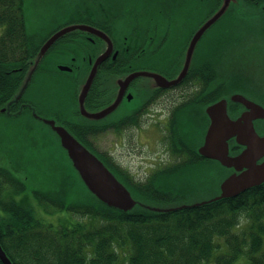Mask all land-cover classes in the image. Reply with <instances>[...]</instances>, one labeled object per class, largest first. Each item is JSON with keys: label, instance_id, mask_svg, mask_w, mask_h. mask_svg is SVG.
Instances as JSON below:
<instances>
[{"label": "trees", "instance_id": "16d2710c", "mask_svg": "<svg viewBox=\"0 0 264 264\" xmlns=\"http://www.w3.org/2000/svg\"><path fill=\"white\" fill-rule=\"evenodd\" d=\"M240 1L241 5L232 6L226 17H233L235 9L240 6L248 11L264 12V0ZM221 2L196 0V28L219 8ZM0 26L3 27L0 36L2 106L18 91L30 61L36 57L46 37L28 31L25 0H0ZM216 39L223 47L229 43L225 32L218 34ZM207 45L203 41L199 45L198 59L207 54ZM220 47L217 46L213 54L219 55ZM224 58L222 56V61ZM213 64L211 69L203 68L207 75L197 78L198 121L205 125L204 129L209 119L206 106L226 95L214 90L219 73L218 67ZM35 78L31 79L25 97L36 86ZM42 83L35 92L39 98L45 97L55 88V80L51 82L45 78ZM235 85L228 77V86L232 91L236 90ZM240 86L244 88L242 83ZM253 87L255 85L250 89L253 90ZM259 100L264 102V92L260 94ZM260 123L264 131V120ZM68 128L79 140L86 142L77 128ZM169 134L173 136L169 138L173 152L178 156L185 153L187 157L174 167L167 168L168 171L155 176L149 185L134 184L106 156L98 154L127 184L136 198L154 203L177 201L191 193L184 184L190 181L193 171L203 173L207 167L201 164L203 157L197 151L195 135L188 123L179 127L170 124ZM70 166L72 172L65 178L68 201L60 202L62 205L58 207L74 213L79 220L59 225L61 227L45 224L40 219L15 222L16 236L13 238L11 234L12 239H5V243L12 242V247L22 253L17 255L10 251L15 264H117L121 250L128 252V264H235L241 257L245 258L246 264H264V183L238 196L198 207L155 212L136 206L130 211H123L103 203L86 188L85 195L72 197L69 189L78 187L73 177L84 184L77 171ZM37 194L40 195L39 192ZM55 203L51 204L56 207ZM9 231H12V227ZM5 246L8 248L7 244ZM0 264H3L1 259Z\"/></svg>", "mask_w": 264, "mask_h": 264}, {"label": "flooded vegetation", "instance_id": "af4514ba", "mask_svg": "<svg viewBox=\"0 0 264 264\" xmlns=\"http://www.w3.org/2000/svg\"><path fill=\"white\" fill-rule=\"evenodd\" d=\"M93 5L92 8H77L74 12H54L45 17L44 24L48 26L50 20L51 26L46 33L39 34L46 37L41 47L56 32L74 24L97 28L109 40L85 29H75L60 36L43 55L34 71L36 86L31 94L26 97L24 95L10 110L0 107V115L13 118L24 116L25 120L31 122L40 120L41 117H54L60 125L77 128L86 140L81 141L89 149L104 155L95 146L96 136L107 130L121 134L130 127L143 128L156 104L169 103L168 115H165L164 108L163 120H158L159 123H164V118L166 119L168 131L170 124L179 127L187 121L191 123L195 120L197 78L208 74L203 68L211 69L215 63L219 78L215 82L214 90L226 95L230 92L228 75L222 61V56H227L229 44L223 47L217 39L209 38L210 31L205 34V39L210 43L207 45V54L198 59L197 49L195 50L189 70L179 84L162 87L152 76L145 74L127 80L130 75L140 71L158 73L169 80L179 76L185 65L190 42L197 30L196 0H93ZM212 41L216 43L215 48H212ZM219 45L220 54H213ZM106 51L109 54L98 65L92 85L81 105L80 94L83 87L96 60ZM60 76L66 77V90L60 88L50 91L43 98L36 97L35 92L43 85V79L54 82ZM118 99V105L102 117H92L83 112V109L89 113L100 112L115 104ZM257 101L264 105L259 99ZM244 110L245 106L240 103H228V113L233 119L238 118ZM207 121L204 132L210 125V118ZM259 121H256V126ZM167 137L171 139L173 136L167 132ZM229 142L231 155L239 154L244 148L237 143L236 137ZM210 161L203 157L201 164L206 167ZM19 169L16 167V170ZM66 172L61 170L63 179L58 182V188L54 191L46 190V193L39 189L29 190L24 179H20L1 163L0 175L7 177L6 182L0 184V242L12 260L10 251L15 248L12 247V242L5 243V239H12L11 234L14 238L16 230L15 224H12L11 232L3 229L5 213L9 214L13 223L30 221V216H24L21 220L20 211L16 212L19 204L15 201L20 202L25 195L31 200L37 191L43 197L41 201L44 205L67 202L69 193L64 180Z\"/></svg>", "mask_w": 264, "mask_h": 264}, {"label": "rangeland", "instance_id": "374dc122", "mask_svg": "<svg viewBox=\"0 0 264 264\" xmlns=\"http://www.w3.org/2000/svg\"><path fill=\"white\" fill-rule=\"evenodd\" d=\"M93 6V0H25L28 31L42 35L51 26L50 20L48 26L44 24V18L50 14L59 11L74 12L77 8ZM209 31V38L216 39L218 34L225 32L229 41L223 66L232 80V85L237 83L234 91L259 99L260 94L264 92V12L248 11L240 6L235 9L233 17L224 16ZM2 32L3 27L0 26V36ZM211 44L212 48H215L216 43L212 41ZM54 85L55 91L60 88L66 90L68 87L66 77H57ZM254 85L255 88L251 90ZM169 107V103L154 105L153 114L148 116L143 128L130 127L121 134L118 131L112 133L107 130L96 136V148L136 185H149L155 176L168 171L167 168L174 167L187 157L185 153L178 156L173 152L171 141L167 138L169 131L165 125L166 119L164 118V123L158 122L163 120L162 110L165 108L166 115ZM199 113L200 108L197 107L195 120L191 123L187 121L197 143L201 141L205 131L203 127L205 125L198 121ZM260 131L264 134L263 130ZM69 161L65 149L50 125L41 120L27 121L24 116L13 118L9 115H0V165L1 163L6 165L20 179H24L29 190L54 191L62 178L61 168L68 171ZM16 167L20 169L16 170ZM206 167L203 173L193 171L190 181L184 184L190 189L187 191L192 193H188L189 195L209 198L219 192L220 182L229 172L228 168L213 160ZM6 177L0 175V184L6 182ZM69 191L72 197L86 194V190L80 185ZM21 198L20 202L15 201L19 204L21 220L24 216H30V222L40 219L45 224H53L55 227L79 220L74 213L60 209L58 207L62 205L60 202L55 203L56 207L53 204L44 205L41 201L43 197L38 194L33 195L32 199L30 197L31 200L28 195ZM181 201L183 198L177 202H161L159 205L169 207L178 205ZM12 224L13 220L5 213L3 229L9 230ZM16 254L22 253L17 251ZM117 264H128L127 251H120V260ZM235 264H246V260L241 257Z\"/></svg>", "mask_w": 264, "mask_h": 264}, {"label": "water", "instance_id": "95a60500", "mask_svg": "<svg viewBox=\"0 0 264 264\" xmlns=\"http://www.w3.org/2000/svg\"><path fill=\"white\" fill-rule=\"evenodd\" d=\"M239 5H241L240 0H222L220 7L207 20L199 25L187 50L185 65L178 77L169 80L158 73L140 71L130 75L127 80H130L136 75L145 74L152 76V78L157 81L158 85L162 87L175 86L182 82L189 70L192 57L202 37L217 23V21L228 13L232 6L237 7ZM75 29L90 30L105 36L109 40L102 31L86 24L69 25L59 30L44 43L36 57L30 61L29 69L22 84L16 94L2 106L4 110H10V108L22 97L33 77L34 71L52 43L63 34ZM108 54L109 51H106L96 60L94 68L80 94L81 105H83L84 97L92 85L98 65ZM230 102L240 103L246 108L236 119L231 118L228 113V103ZM118 103L119 99L112 106L97 113H89L84 109L83 112L92 117H102L112 111ZM1 111L2 110H0V112ZM206 113L211 122L203 138L197 143V151L201 156L217 161L223 167L228 168L229 172L221 180L219 192L216 195L209 198L189 195L183 198L180 204L169 207L160 206V203L145 202L136 198L127 184L112 170V168L95 152L91 151L83 144L68 128L57 124L54 117H41L40 120L50 125L52 130L57 134L60 144L66 150L69 157V167L71 168L70 165H72L77 171L79 177L83 181V189L86 188L91 194L96 196L97 199L108 206L123 211H130L136 206H140L155 212H171L183 208L210 204L224 198L235 197L251 187L264 183V134L260 131L261 123L258 122L256 126V121L264 120V105L258 102L257 99L251 96L249 97L247 94L234 91L228 96L209 104L206 107ZM233 137H236L237 143L244 147L241 152L236 155H231L230 153L231 147L229 141ZM231 169H233V171H231ZM0 259L3 264H15L1 242Z\"/></svg>", "mask_w": 264, "mask_h": 264}]
</instances>
